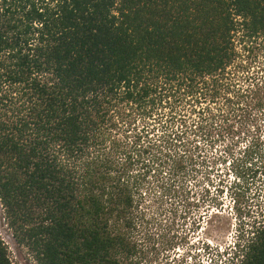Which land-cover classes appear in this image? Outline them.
<instances>
[{
  "label": "trees",
  "instance_id": "16d2710c",
  "mask_svg": "<svg viewBox=\"0 0 264 264\" xmlns=\"http://www.w3.org/2000/svg\"><path fill=\"white\" fill-rule=\"evenodd\" d=\"M238 33L264 42V0H0V202L39 264H121L141 170L181 171L176 121L230 91ZM230 253L264 264V214Z\"/></svg>",
  "mask_w": 264,
  "mask_h": 264
},
{
  "label": "rangeland",
  "instance_id": "374dc122",
  "mask_svg": "<svg viewBox=\"0 0 264 264\" xmlns=\"http://www.w3.org/2000/svg\"><path fill=\"white\" fill-rule=\"evenodd\" d=\"M236 46L240 55L229 70L230 91L203 101L208 109L201 115L183 117L186 127L176 121L174 129L184 132L176 147L185 159L181 171L165 163L141 170L131 219L120 226L127 244L117 253L121 264H229L234 242L263 216L264 103L247 106L245 90L264 82V42L238 33ZM157 118L146 119L150 138L161 133L165 117ZM135 124L140 129L144 121ZM127 133L132 138L134 131ZM0 237L13 264H39L14 236L1 202Z\"/></svg>",
  "mask_w": 264,
  "mask_h": 264
}]
</instances>
